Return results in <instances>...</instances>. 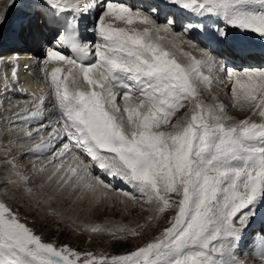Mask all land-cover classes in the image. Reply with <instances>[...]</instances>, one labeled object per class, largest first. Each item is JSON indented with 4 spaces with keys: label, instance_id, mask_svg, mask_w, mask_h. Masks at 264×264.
Wrapping results in <instances>:
<instances>
[{
    "label": "snow or ice",
    "instance_id": "6c2138e0",
    "mask_svg": "<svg viewBox=\"0 0 264 264\" xmlns=\"http://www.w3.org/2000/svg\"><path fill=\"white\" fill-rule=\"evenodd\" d=\"M19 2L24 8L44 9L42 18L51 16L56 25L58 45L45 43L43 63L58 61L71 67L63 79L58 77L62 69L53 67L46 73L50 91L32 101L34 110L15 114L23 123L36 121L39 134L51 127V123H43L45 113L58 112L56 122L62 123V133L53 129L46 142V150L54 158L29 175L20 161L45 145L14 156V141L9 146L0 144V264H241V243L264 208V123L243 119L229 125L231 118L224 115L222 106L216 111L196 99L201 85L213 83L201 69H223V59L209 55L205 61L182 64L175 58V44L165 48L152 33L162 30L187 35L199 29L211 42L223 45L229 34L227 27L219 24L222 19L225 26L264 38V0H258L256 10L254 0H156L140 8L120 0H98L97 18L85 29L96 37L95 44L81 32L84 10L75 0ZM17 3L8 0L9 7ZM177 6L185 15L179 22L181 33L174 32L178 21L171 15ZM165 12L169 13L167 23L158 24ZM110 17L146 27L142 31L115 28L105 22ZM205 20H212L211 25ZM6 22L7 11L0 14V26ZM29 38L35 36L31 28L23 26L12 37ZM61 48H70L72 54ZM93 51L94 61L86 64ZM227 76L234 80V99H242L254 114L258 109L264 119V71L228 70ZM17 77L13 68L16 83ZM241 78H246V83H241ZM118 98L125 102L123 110L116 103ZM46 100L50 108L45 107ZM186 104L192 105L190 119L170 124L172 115ZM32 135L26 133L29 139ZM97 168L104 176L131 186L132 191L123 195L128 202L143 199L149 205V221L171 210L174 214L168 226L135 250L97 256L44 242L21 220L19 206L13 208L17 199L47 204L66 193L75 200L87 196L90 203L98 204L102 193L116 189L96 174ZM34 177H45L40 187L50 191L44 200L32 187ZM48 215H55V210L50 209ZM85 230L107 233L114 240L123 238L116 230L99 226ZM118 231L140 235L135 228ZM252 243L264 264V224L252 235Z\"/></svg>",
    "mask_w": 264,
    "mask_h": 264
},
{
    "label": "bare ground",
    "instance_id": "6f19581e",
    "mask_svg": "<svg viewBox=\"0 0 264 264\" xmlns=\"http://www.w3.org/2000/svg\"><path fill=\"white\" fill-rule=\"evenodd\" d=\"M19 1V0H18ZM2 7V9H5L9 7V4H8V0L6 1L5 5L4 6H0ZM10 8V7H9ZM12 10H13V13L11 15H8L7 14V18H12V16L14 15V12H15V7H11ZM0 14H3V13H0ZM163 18H165L164 15H161L160 18L157 20V23L158 24H161L163 25ZM106 23H111L112 26L114 27V25H116L117 27L116 28H125L126 30H130L132 28H135L136 27V23H139V22H136V23H133L131 25H128L126 23H124L123 21H116L114 20V18H107ZM221 22V21H220ZM167 23V21H166ZM9 25V28L6 32H8L10 30V23L6 22L5 25L3 26L4 28H6V26ZM142 27H146V25H142ZM143 28L140 30L142 31ZM5 32V34H6ZM33 34H34V30H32ZM174 32L175 33H181L182 32V28L181 26H179V23L176 24L175 28H174ZM153 37H159V43L164 46L165 48H171L172 47V44L174 43L175 44V49H174V52H175V57H178L181 62V60H183V64H191L193 62V60H196V61H205V59L208 58L209 55L213 56V54L216 52V53H219L220 51H222L221 49H216V48H211V49H208L207 45L206 44H203V43H200V42H197L196 44L194 43V46H192L190 48L189 45H185L184 42L180 43V40L181 39H184L185 35H173L171 33H165L164 31H160L158 34L153 32L152 33ZM38 36V35H37ZM91 36L93 37V40H94V44L96 42V37L92 35L91 33ZM210 45H213V43H211ZM29 48L31 51H34V47L30 46V47H27ZM185 48V49H184ZM193 49V52L192 53H188L189 51L187 49ZM196 48V50H195ZM197 49H202L201 51L197 50ZM180 50H186L187 52V57L184 58L183 57V53L182 51ZM181 54V55H180ZM180 55V56H179ZM193 55V56H192ZM191 56V58H190ZM94 60H90L89 63L93 62ZM88 63V64H89ZM250 64L248 63L247 66H249ZM100 71H97L96 72V78L99 77L100 75ZM244 71H259V69H256V67L254 66L253 69H243L242 71H239V72H244ZM260 71H264V70H260ZM234 83V82H233ZM241 83H246V78H241ZM38 87V86H37ZM231 87L232 85H227V89L228 90L230 88V92H231ZM203 86L201 85L199 88H198V95L199 97H196V99L198 98H202L204 101V105L208 106L209 108H214V105H220L221 106V103L220 102H223L224 105H223V108L225 109V107H232V109L229 111L228 113V107H227V112L225 110L224 112V115L226 116H229L231 118V120L227 121V123L230 125L232 123H236V122H239L240 120H243V119H249L250 121L252 122H256V123H264V119L260 118L259 115H258V109L256 111V113L254 114L248 107V105L246 103H244V101L241 99L240 101H236L235 99H232L230 98L227 94H223L220 90H218L217 92V95H218V100L219 103H212V100L209 96V93H211V91L209 90H205L203 89ZM213 90V89H211ZM238 92H243L242 89H237ZM232 93V92H231ZM257 95H259V93H256ZM118 96H119V93H118ZM8 100H12V99H8ZM120 101V106L124 107V100L122 98H118L117 101ZM116 101V103H117ZM7 103L9 101H6ZM236 106H239V108H236ZM18 106H13V105H10L7 107V110H6V113L7 115H9L11 113V109L12 108H17ZM192 107L191 104H186L184 107L182 108H179L176 112H175V115H179V114H182L184 110H187V112H189V109ZM14 110V109H13ZM123 110V108H122ZM238 111H242V112H238ZM233 113V114H232ZM234 113H237V115ZM233 116V117H231ZM13 114H11L10 116L6 117L5 119L4 118H1L0 119V124L4 123V124H8V127L6 128L3 127L2 125V129H5V131H3L1 134H0V144L3 145V142H4V139L6 141H8V144H5L4 146H9V141H10V138L12 137H15V133H20L21 130H13L11 128L12 126V123H15L17 122L15 119L13 120ZM173 121V117L170 118V124L172 123ZM20 123H23L21 121H19ZM1 137H4V138H1ZM41 139V138H40ZM13 140V139H12ZM11 140V141H12ZM28 143V142H27ZM14 144V143H13ZM12 147V146H11ZM23 148H17L15 151H17L18 155L19 156L21 153H25V151L27 149H23L25 151H22L21 153L20 150H22ZM26 152H31V149L29 151H26ZM45 156V153H42V152H36L34 155H31L30 158L34 159V161L31 159H29V161L25 160L23 162V160L20 161V165H24V168L27 169V173H29L30 171H32L34 169V172L39 169V168H33L32 165L37 162L35 160H38V161H41ZM49 162H46L45 164H41V166L43 165H46L48 164ZM73 163V166L75 165V162H72ZM99 171L100 170L97 168L95 171ZM32 175V174H31ZM99 175V174H98ZM102 178L105 179L107 182H109L110 184L113 185V187L116 189V191H112V190H108L106 193H102L101 194V200H105L106 202H108L107 204H105L104 206L105 207H110V203H111V200L113 199H118L120 200L121 197H123V193L126 192L127 190H130L131 189V186L130 185H127L125 183H123L122 181L120 180H113L111 177H107V176H104L103 174H101ZM43 178L44 177H40V178H35L34 179H37L35 181L39 182L38 184L39 187L43 184ZM35 181H32V187L35 186ZM37 184V183H36ZM35 188H38V185L35 186ZM122 188V189H121ZM50 189L48 187H44L43 189H38L37 190V194L40 195V199L41 200H44L46 199V195L48 194L47 192H49ZM132 191V190H131ZM130 191V192H131ZM46 197V198H44ZM125 197V196H124ZM139 197V196H138ZM140 201L141 199L138 198ZM22 201V200H21ZM138 201V200H137ZM30 203H33V204H36L35 202L33 201H30ZM99 202V203H100ZM98 203V204H99ZM121 204L122 206H119L118 208L121 210L122 207H131L129 205H127V203H123L121 201ZM98 205L95 204V203H90V199L89 197H85L83 200H75V197L74 196H69L67 193L63 196H55L54 199H51L48 201L47 204H42L41 205V209L42 211L46 214L50 209H54L55 210V218L57 220H60L63 224H68L70 227L72 228H77L78 230L80 229L82 232H84L87 236H95V235H98V234H93V233H90L89 231H86L85 229L87 228H90L92 226H99L101 228H104V229H112V230H116V232L118 231V229L121 228V226H118V223H120V221L122 220H115V222L112 220H107V221H104V222H98L96 220L93 219V213H94V210H96ZM85 207V209H84ZM148 208V207H147ZM41 211V212H42ZM259 216V214H258ZM119 232V231H118ZM124 234V233H123ZM121 235V234H120ZM98 236H107L106 233L104 234H99ZM110 238L111 235H108L107 238Z\"/></svg>",
    "mask_w": 264,
    "mask_h": 264
},
{
    "label": "rangeland",
    "instance_id": "374dc122",
    "mask_svg": "<svg viewBox=\"0 0 264 264\" xmlns=\"http://www.w3.org/2000/svg\"><path fill=\"white\" fill-rule=\"evenodd\" d=\"M6 1L7 0H0V6H4ZM258 8H259L258 0H254L253 10H256ZM5 11H7L8 15H11L13 13L11 7L10 8L8 7V9L7 8L2 9V7H0V13H4ZM3 26H0V33L4 35L9 28V25L6 26V28H4ZM181 62L183 64V60H181ZM197 97H199V95ZM198 100L204 104V100H202L201 98H198ZM136 102L139 103V100H136L135 103ZM227 107H225L226 112H227ZM214 108L216 111L219 110L218 105H215ZM13 109L15 108H12L11 111ZM231 109L232 107L230 108L228 107V113ZM238 112H242V111H238ZM188 113L189 112H187V114ZM235 114L237 115V113H234V115ZM184 115L185 114L183 112L178 116H174L172 123H176L178 120L186 119ZM186 116L190 117V114ZM1 125L0 128L2 129L3 125L2 126ZM7 127L8 126H6V128ZM1 129H0V134L3 131H5V129L3 130ZM3 143L8 144V141L4 139ZM32 160L34 161V158L31 159V161ZM24 161L25 159H23V162ZM30 172L32 173V175L34 174V170ZM35 180L37 179L33 178V181ZM38 183L39 182L35 181V186L38 185V188H35V186L33 187L34 191L36 192L38 189H41V187H39L41 183L40 184ZM54 198L55 197H53L52 199ZM124 198L125 197L123 196L121 197L120 200L118 199L111 200L110 207H105L104 205L107 204L108 202L102 200L99 204H97L98 205L96 207L97 209L94 210L92 216L93 219L98 222L100 221L104 222L112 219L114 222L115 220L117 221L122 220L120 221V223H118V226H121V228H125V229L135 228L136 231L140 233V235L138 236H132V235H125L117 231L116 234L118 236H123L122 239H117V240H114L112 236L110 238L109 237L107 238V236L109 235L107 233H106L107 235L106 237L98 236L99 234L95 235L94 237L93 236L89 237L80 229L78 230L77 228L70 227L68 224L65 223L63 224L60 220H57L54 215H48L49 211L45 214L41 209L42 204H37V203L33 204L30 203L29 200L27 199L24 200L17 199L16 202L13 204V208L15 209L17 206H19V213L21 220L23 222H26L28 226L32 227L36 232V234L42 237V240L44 242H50L57 247L68 245L69 247L82 253L83 251H86V252H92L97 256L100 255L111 256V255L124 254L126 252L135 250L139 246H143L144 243L154 238L155 236H158L163 230V228L168 226V220L174 214L171 210H169L167 214L162 215L159 219L149 221L148 217L151 215V213L146 210L149 208V205H147L143 199L140 198L141 199L140 201L137 198L132 202H128ZM121 201L123 203H127V205L131 207H122V209L120 210L118 207L122 206ZM138 224L144 225V227L142 229L137 228L136 226Z\"/></svg>",
    "mask_w": 264,
    "mask_h": 264
}]
</instances>
